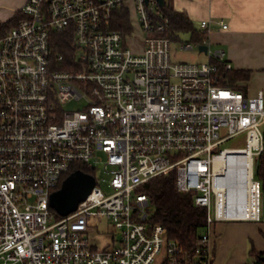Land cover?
<instances>
[{"label":"built area","instance_id":"1","mask_svg":"<svg viewBox=\"0 0 264 264\" xmlns=\"http://www.w3.org/2000/svg\"><path fill=\"white\" fill-rule=\"evenodd\" d=\"M121 8L127 34L112 27ZM18 17L0 37V264H181L180 245L149 222V196L137 191L173 170L207 209L202 264H214L217 222L262 219L264 90L222 84L234 68L224 48L185 41L207 45L209 59L173 62L159 0H26ZM211 21H201L207 33ZM138 28L136 50L128 38ZM55 32L73 35L71 57L54 51ZM75 101L84 105L66 108ZM81 164L96 186L57 218L51 194ZM103 216L117 233L93 224ZM93 232L110 235L99 247Z\"/></svg>","mask_w":264,"mask_h":264},{"label":"crops","instance_id":"2","mask_svg":"<svg viewBox=\"0 0 264 264\" xmlns=\"http://www.w3.org/2000/svg\"><path fill=\"white\" fill-rule=\"evenodd\" d=\"M25 1H12L11 19L18 17ZM167 1H171L177 10L185 11L198 29H202V20H212L208 33L212 47L226 50L233 69L251 70L250 79L241 82L247 93L254 95L264 90V0ZM222 20L228 24L227 28H223ZM201 52L207 55L206 51ZM263 232L264 218L260 221L217 222L211 233L214 264L248 262L250 241L258 250L264 251Z\"/></svg>","mask_w":264,"mask_h":264},{"label":"trees","instance_id":"3","mask_svg":"<svg viewBox=\"0 0 264 264\" xmlns=\"http://www.w3.org/2000/svg\"><path fill=\"white\" fill-rule=\"evenodd\" d=\"M171 19L170 28L167 32L172 40L182 39V33H189V39L193 43H203L208 33L198 29L190 16L181 10H177L167 1L164 6ZM20 17H16L0 25V37L7 34L17 23ZM112 27L123 31L125 34L131 30V15L126 8L115 11ZM52 46L55 52H63L71 57L73 52V35L68 32H55L52 36ZM66 68V63L59 65ZM222 84L236 87L245 91L242 81L251 77V70L232 69L224 72ZM79 168L90 172L84 165ZM257 177L262 181L264 187V152L260 155L257 165ZM149 196L148 220L152 224L161 223L166 226L169 238L177 242L181 247L179 258L181 264H202L206 254L202 251L203 235L207 232V209L195 203L193 192H182L177 187V173L175 170L168 174H161L149 179L137 189ZM264 194V189H263ZM263 218V217H262ZM264 234V232H263ZM249 255L253 259L251 264H264V251L258 250L251 241Z\"/></svg>","mask_w":264,"mask_h":264},{"label":"rangeland","instance_id":"4","mask_svg":"<svg viewBox=\"0 0 264 264\" xmlns=\"http://www.w3.org/2000/svg\"><path fill=\"white\" fill-rule=\"evenodd\" d=\"M13 0H0V25L2 23H6L7 21L11 20L13 14L12 9L13 5H11ZM134 24L137 27V19L136 16L133 15ZM132 36H129L128 41L133 46L134 49L139 50L141 49V31L140 29H136V33H132ZM188 36H190L189 33H182V39L186 41L188 40ZM183 41L173 40L172 42V48H171V58L173 62H202L208 60V56L201 52L197 47L195 49H184L182 48ZM84 103L80 101L70 102L66 104L67 109H74L77 107L83 106ZM243 136H238L236 138L230 139L227 142L223 143V147H231L236 146L240 143ZM100 170L98 173L100 174ZM264 189V187H263ZM262 205H263V218H264V195L262 198ZM53 215L57 218L62 217L61 214L55 209L52 208ZM98 224V229L101 232H110V234L117 233V229L114 226H108L107 217L103 216L99 220L95 221L93 224ZM109 233L106 234H99V232H93L89 234V239L92 243L97 244L99 247L103 246L105 241H107ZM251 242V241H250ZM253 261V259L250 257L249 263Z\"/></svg>","mask_w":264,"mask_h":264},{"label":"water","instance_id":"5","mask_svg":"<svg viewBox=\"0 0 264 264\" xmlns=\"http://www.w3.org/2000/svg\"><path fill=\"white\" fill-rule=\"evenodd\" d=\"M165 6L167 0H159ZM207 45H201V51H207ZM96 177L83 169L72 171L63 181L62 186L51 194L50 204L61 215H68L78 209L96 186Z\"/></svg>","mask_w":264,"mask_h":264}]
</instances>
